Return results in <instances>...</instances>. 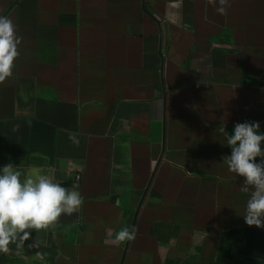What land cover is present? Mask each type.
Returning a JSON list of instances; mask_svg holds the SVG:
<instances>
[{
  "label": "crops",
  "instance_id": "crops-1",
  "mask_svg": "<svg viewBox=\"0 0 264 264\" xmlns=\"http://www.w3.org/2000/svg\"><path fill=\"white\" fill-rule=\"evenodd\" d=\"M0 15L23 37L0 83V168L83 197L0 264H264L217 131L264 133V0L226 16L207 0H0ZM126 226L136 239L114 243Z\"/></svg>",
  "mask_w": 264,
  "mask_h": 264
},
{
  "label": "clouds",
  "instance_id": "clouds-1",
  "mask_svg": "<svg viewBox=\"0 0 264 264\" xmlns=\"http://www.w3.org/2000/svg\"><path fill=\"white\" fill-rule=\"evenodd\" d=\"M221 16L228 14L230 0H207ZM23 37L9 16L0 15V83L13 75L18 46ZM231 154L223 157L228 171L243 178L241 192L251 194L246 203L244 220L248 226L264 227V133L259 122L236 123L232 134L219 127ZM260 162L257 163V158ZM78 183L71 188L54 182L40 167L26 171L12 163L0 168V253H7L9 245L19 236L29 238L27 230H43L57 223L62 215L71 216L83 203ZM23 234V235H21ZM135 226L123 227L115 235L116 244L136 239Z\"/></svg>",
  "mask_w": 264,
  "mask_h": 264
},
{
  "label": "built area",
  "instance_id": "built-area-1",
  "mask_svg": "<svg viewBox=\"0 0 264 264\" xmlns=\"http://www.w3.org/2000/svg\"><path fill=\"white\" fill-rule=\"evenodd\" d=\"M80 180H81V174H78L77 175V182H80Z\"/></svg>",
  "mask_w": 264,
  "mask_h": 264
}]
</instances>
